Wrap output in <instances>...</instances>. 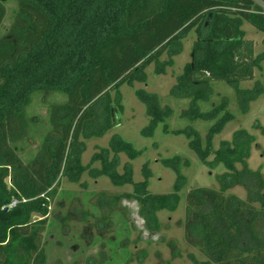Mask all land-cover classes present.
I'll return each mask as SVG.
<instances>
[{
	"label": "trees",
	"instance_id": "obj_1",
	"mask_svg": "<svg viewBox=\"0 0 264 264\" xmlns=\"http://www.w3.org/2000/svg\"><path fill=\"white\" fill-rule=\"evenodd\" d=\"M14 1L12 25L5 35L0 33V264H65L49 262L44 234L62 180L87 188L82 182L85 173L94 180L107 177L117 187L133 186L125 194H100L97 207L105 211L101 229L113 224L114 214L128 219L129 211L121 204L126 199L137 202L148 231H161L158 213L178 209L187 186L182 169L191 166L189 159L179 155L160 159L176 174L174 191L153 194L149 162L142 167L143 181H134L131 161L144 150L122 136L114 134L107 148L98 147L87 165L82 155L87 140L102 138L121 124V87L145 83L152 64L157 75H165L191 32L196 33L191 61L170 95L190 101L182 118L211 123L206 141L192 126L171 130L167 122L173 108L162 106L157 94L144 89L136 91L149 117L141 134L154 138L163 124L165 134L184 135L204 165L226 168L217 176L218 190L198 187L187 193L184 237L206 258L199 262L192 256L194 263L264 264V175L261 168L248 165L257 138L239 129L214 149L215 136L236 116L228 97L207 112L199 104L211 100L214 82H225L234 90L242 115L264 94L259 80L250 89L241 88L263 69L264 51L256 55L243 25L248 22L264 32V7L256 0ZM6 14L0 0V31ZM39 95L60 96L61 101L50 106L39 144L24 159L19 146L35 129L27 109ZM254 127L264 137V126L257 122ZM121 154L129 159L122 173ZM235 187L245 189V199L228 193ZM146 256L141 252L139 262ZM87 261L106 264L109 257L101 251Z\"/></svg>",
	"mask_w": 264,
	"mask_h": 264
},
{
	"label": "rangeland",
	"instance_id": "obj_2",
	"mask_svg": "<svg viewBox=\"0 0 264 264\" xmlns=\"http://www.w3.org/2000/svg\"><path fill=\"white\" fill-rule=\"evenodd\" d=\"M6 5V18L1 28V35H5L12 25L16 3L14 0H2ZM264 7V2L256 0ZM243 29L246 38L255 43L256 55L264 51V32L257 30L250 23L245 22ZM196 33L191 32L183 41V52L174 58V66L169 67L165 75L155 73V65H150L147 70V81L136 82L133 86L123 85L120 89L124 113L121 115V124L110 130L102 138H92L86 141V150L82 155L83 165H87L98 147L107 148L114 134L130 143L136 149L144 150L143 154L131 161L134 170V181H143L142 167L149 162L153 176L150 179L149 190L153 194H168L174 191L176 180L175 172L164 167L160 163L162 158H171L176 155L189 159L191 166L183 168L182 172L187 178V186L180 193V204L176 211H161L158 213L161 222V231L158 233L148 231L144 221L139 217L138 204L134 200H123L122 206L129 211L127 220L119 214H114L112 225L100 227V220L105 212L97 207L101 199L100 194L119 195L132 192V185L117 187L109 178L101 177L97 180L91 179L87 173L84 174L82 182L87 188L79 184H72L66 179L62 180L59 196L51 208L49 224L44 234V242L47 245L49 262H61L65 264H88L87 260L97 256L101 251L108 257L106 264H195L192 256L199 262L206 258L197 249L190 246L184 237V219L186 215V199L189 190L198 187L219 189L217 176L226 172L224 165L210 169L204 165L196 153L189 147V140L184 135H167L163 132V124H160L155 132L154 138H146L141 130L148 125L149 117L146 114L145 105L137 98L136 91L144 89L160 97L162 106H171L174 115L168 120L171 130L184 129L188 126L194 127L202 136L205 143L211 123L198 120L190 122L181 117V113L189 106V100L175 99L170 95L171 88L176 84L177 77L183 73L186 63L191 61L193 43ZM166 59V56L162 58ZM263 69L255 72L253 81H245L241 84L242 89H250L255 81L259 80L264 85V63ZM214 95L209 102H200L203 112L209 111L218 105L223 97L230 100V111L236 119L228 123L225 129L213 140L214 149H218L220 142L231 140L233 133L239 129H246L256 136V144L252 148L251 157L248 160L250 169L261 168L264 175V157L261 150L264 147V137L254 126L259 122L264 126V94L251 104L247 114L242 115L237 104L234 90L225 82H214ZM61 101L60 96L43 95L34 96L32 104L27 112L32 121V137L21 143L20 153L24 159L29 158L35 152L39 144L41 130L47 126V115L50 106L54 102ZM121 164L118 168L122 173L123 165L129 161L125 154L120 155ZM99 167L100 164L96 163ZM240 168V166H238ZM229 194H234L242 199L246 198V191L242 187L231 189ZM86 212L90 215L87 216ZM36 216L35 218H38ZM59 218V220L57 219ZM63 218H65L63 220ZM126 239L129 244L126 245ZM122 243L127 246L123 247ZM147 253L143 263L138 257L141 252Z\"/></svg>",
	"mask_w": 264,
	"mask_h": 264
}]
</instances>
